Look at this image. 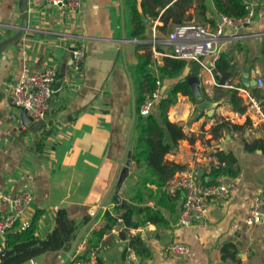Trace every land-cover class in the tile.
<instances>
[{
    "label": "crops",
    "instance_id": "crops-1",
    "mask_svg": "<svg viewBox=\"0 0 264 264\" xmlns=\"http://www.w3.org/2000/svg\"><path fill=\"white\" fill-rule=\"evenodd\" d=\"M245 1L254 8L255 16L240 33L251 35L231 39L232 29L226 30L222 46L224 52L235 57L236 75L223 85L224 89L240 85L246 74L253 82L258 77L264 79V0ZM128 4L129 0H85L83 8L75 11L50 6L44 0H28V29L0 54V193L14 194L23 188L33 192L34 199L18 222L21 228H26L36 211L42 210L36 229V235L41 238H46L56 227L60 208H66L76 220H81L93 208L101 210L118 174L129 135L128 148L134 150L137 135L133 128L129 132L135 108L130 69L138 63L139 43L151 45L152 64L157 69L164 65L166 55L156 57L153 53L151 41L155 34L160 41L158 52H171L173 47L164 40L177 25L194 22L215 26L219 15L214 0H184L186 14L181 24L164 33L158 28L163 25L162 21L143 16L147 19V31L143 38H134ZM22 15L21 0H0V42L17 32ZM81 43L85 45V57L81 64H76L71 48ZM203 60L207 63L209 57ZM25 65L34 69L56 66L58 82L62 84L59 94L53 95L44 120L53 122L54 128L42 154L36 151L32 124L26 127L20 117L16 121L9 117L10 92ZM191 68L192 64L174 78L159 77L161 96L186 77ZM192 75L200 77L202 96L215 103V111L209 116L197 106L194 109L191 98L179 92L178 103L171 106L169 118L175 107L176 114H181L182 108L177 106L185 100L189 106L187 116L173 120L184 125L187 137L179 141L178 148L168 153L166 159L187 167L203 144L212 148L220 146L237 159V175L218 179L229 187L230 199L212 202L207 216L192 227L177 224L178 206L173 215L165 211L171 219L169 226L147 222L123 232L129 238L140 237L149 248L150 256L139 254L141 264H264V225L246 223L255 197L264 191V135L245 138L247 122L241 116L243 113L234 111L228 102L213 99L216 90L222 87L218 71L212 77L200 65L198 73ZM205 78L219 83L213 86L211 94L204 84ZM248 88L253 94L252 89L258 88L262 94L259 98L264 102V86L257 84ZM13 112L20 115L17 109ZM222 119L230 123L234 120L231 124L243 126V131L225 129L220 138H212V127ZM133 163L134 170L124 182L126 198L125 191L137 181L138 171ZM203 171L206 173V169ZM111 202H114L112 194L103 206ZM149 204L154 205V201ZM102 213L89 229L84 227V233H92L105 225ZM129 238L107 232L92 252H98L108 264H125ZM172 243L186 244L190 252L161 255L162 249ZM4 246L5 236L0 235V253ZM82 246L85 253L88 245ZM71 250L49 251L22 264H65Z\"/></svg>",
    "mask_w": 264,
    "mask_h": 264
},
{
    "label": "trees",
    "instance_id": "trees-1",
    "mask_svg": "<svg viewBox=\"0 0 264 264\" xmlns=\"http://www.w3.org/2000/svg\"><path fill=\"white\" fill-rule=\"evenodd\" d=\"M183 1L129 0L128 13L133 24L131 36L134 38L144 37L147 25L143 16L162 21L163 25L158 28L164 33L169 31L172 26L181 24L186 14L185 6L182 5ZM214 2L219 14L237 18L247 13L248 4L245 0H214ZM137 57L138 63L130 70L134 85L136 112L133 129L137 135L133 161L138 173L136 183L125 191V195L131 202L138 204L139 208L116 205L112 211L101 209L97 215L87 214L81 220L71 218L66 208H60L56 214V227L46 238L36 235L37 223L43 215L42 210H37L26 228H21L19 222H16L13 228L5 234V246L0 253L1 264H22L49 251H70L82 228L87 226L89 229L102 212L106 223L102 228L91 233L88 239V249L84 255L95 250L101 244L104 235L117 222L114 212L122 211L124 224L127 228H138L147 222L169 226L171 219L166 216L165 211L173 215L177 212L178 206L181 211L183 194L179 192L170 194L167 192L166 186L175 174L185 167L179 163L168 161L166 155L176 150L179 141L186 138L187 134L182 123L171 121L169 109L177 102L179 92L188 95L194 103H198V99L193 95L187 82V77L197 74L200 65L194 60L166 56L164 65L155 69L152 64L150 44L138 45ZM190 64H192V68L187 76L173 84L169 92L164 91L149 114H142V105L147 96L157 87L159 77L174 78ZM215 68L221 74L219 83L222 87L216 90L213 99L220 103L228 102L234 111L244 113L246 106L237 90L238 86H244L243 83L240 82V85L235 87L223 88V85L236 75L235 57L223 52L216 61ZM252 90L255 95L262 97L258 88ZM53 128V122L32 123V129L36 133L35 145L38 154L43 153L45 141L52 134ZM225 129L243 131V126L231 124L222 119L212 127V138H220ZM203 141L208 143V141ZM216 156L225 165L212 168L209 173H206L208 183H217L222 176L237 175L238 167L235 156L224 150L218 151ZM152 185H155L156 188H152ZM151 200L154 201V205L149 204ZM177 217H179L178 214ZM120 234L123 238H129L125 232ZM129 245L144 257L151 254L144 241L138 236L130 237Z\"/></svg>",
    "mask_w": 264,
    "mask_h": 264
},
{
    "label": "built area",
    "instance_id": "built-area-1",
    "mask_svg": "<svg viewBox=\"0 0 264 264\" xmlns=\"http://www.w3.org/2000/svg\"><path fill=\"white\" fill-rule=\"evenodd\" d=\"M50 6L63 10L80 11L83 8L85 0H44ZM255 16V10L252 6H247V13L242 17H230L222 14V19L216 20L215 26L188 22L177 25L166 37L164 43L173 47V51L166 53L158 52L157 35L155 34L151 43L153 53L166 55L178 59H187L197 61L213 77V68L215 63L224 52L223 39L228 28L232 29L231 39H240L251 34H241L243 27L250 24ZM256 35V34H253ZM75 63L81 64L85 57V45L81 43L73 49ZM209 61L204 62L205 57ZM58 70L54 65H46L40 69H34L30 65H25L22 73L13 85L10 92L11 102L15 105L23 106L27 113L33 118L34 123H41L47 117L51 106V100L56 92L55 85L58 82ZM161 81L157 80V87L147 96L145 103L142 105L141 112L144 115L150 113L161 97ZM204 84L208 92L212 93V88L219 85L215 80L205 78ZM257 84L264 86V79L258 77ZM239 96L242 97L246 106L245 116L247 128L244 133L245 138H257L264 135V102L261 98L254 95L250 88L246 86L237 87ZM241 114V113H240ZM240 116V115H239ZM234 120H231V123ZM222 150L220 146L212 148L203 144L197 149L195 159L187 167L180 170L168 183L166 190L170 194L182 193L183 205L180 211L177 224L185 227H192L203 221L209 213L212 202L226 201L230 199L231 192L227 184L223 181L217 183H208L206 173L212 168L224 166L225 163L220 161L216 156L218 151ZM206 169V173L203 171ZM34 199L33 192L28 188H23L14 194L0 193V235L5 234L13 228L16 222L20 220ZM117 204L111 202L102 206L103 210H113ZM57 209L58 207H54ZM98 210L93 208L89 214L97 215ZM117 222L111 227L113 234L119 235L127 227L124 224L122 211L114 212ZM246 223L249 226L255 224L264 225V191L254 199L251 210L247 216ZM91 233H84L76 245L74 251L70 254L68 262L65 264H108L98 252H91L84 255L85 250L82 245H88V239ZM190 252L188 245L183 243H172L163 248L161 255H185ZM125 264H141L140 255L137 250L128 245L124 254Z\"/></svg>",
    "mask_w": 264,
    "mask_h": 264
},
{
    "label": "water",
    "instance_id": "water-1",
    "mask_svg": "<svg viewBox=\"0 0 264 264\" xmlns=\"http://www.w3.org/2000/svg\"><path fill=\"white\" fill-rule=\"evenodd\" d=\"M27 3H28V0H21V12L23 14L22 15V21H21L20 25L17 27V32L14 35H12V36H10V37H8V38H6L0 42V54L3 52V50L8 45L17 42L24 35L26 30L28 29L29 14L27 11ZM218 18L222 19V15L219 14ZM144 20H145V22H147L146 18H144ZM71 49L73 50V48H71ZM212 71L215 75H217V70L215 68ZM187 82L190 85V88L192 90L193 95L199 99V103L197 104V109L200 112L206 111L209 116H212L214 111H215V103L209 99L203 98L202 91H201L200 77L198 75H190L187 78ZM242 82L244 85H246L248 87H250V86L256 87L257 86V82H253L252 79H250L249 74L243 75ZM61 88H62V84L60 82H57L55 85L56 92L54 94L58 95ZM52 100H54V99L52 98ZM133 106H134V104H133ZM13 109H17L19 111L20 115L15 114L13 112ZM9 110H10L9 111V117H11L12 120L16 121L17 118L20 117L21 123L26 127L29 124L34 123L33 118L27 113V110L23 106L15 105L12 102H10ZM135 116H136V112H135V108H134L133 109V121H132V125H131L130 131H129L130 133L132 132ZM129 142H130V135L128 137V141L126 144V150H125L124 155L122 156V159H121V165L119 167L118 174L114 180V183L111 187L109 194L107 195L106 199L101 204V207L104 205V203L108 199V197L112 194V200L117 205L131 206L132 208H135V209L139 208V205L131 202L128 198L123 196L124 182L128 178L129 173L134 170L133 150L128 148ZM123 164H124V166L122 167ZM99 211H100V209H99ZM85 230H86V228H84L82 230V232L79 235L78 239L76 240L74 246L72 247L71 253L76 248V245L80 241Z\"/></svg>",
    "mask_w": 264,
    "mask_h": 264
},
{
    "label": "bare ground",
    "instance_id": "bare-ground-1",
    "mask_svg": "<svg viewBox=\"0 0 264 264\" xmlns=\"http://www.w3.org/2000/svg\"><path fill=\"white\" fill-rule=\"evenodd\" d=\"M177 107H181L182 108V112L181 114H176V107L172 109V114H171V118L172 119H183L187 116L188 113V104L185 103V100H182L181 102H179Z\"/></svg>",
    "mask_w": 264,
    "mask_h": 264
},
{
    "label": "rangeland",
    "instance_id": "rangeland-1",
    "mask_svg": "<svg viewBox=\"0 0 264 264\" xmlns=\"http://www.w3.org/2000/svg\"><path fill=\"white\" fill-rule=\"evenodd\" d=\"M153 25H154V23H153ZM157 33H158V29H157ZM162 38L165 39L166 37H165V38L162 37ZM139 44L141 45L142 43H139ZM177 103H178V101H177ZM177 103H176V104H177ZM176 104H175V105H176ZM197 104H198V103H194V109L196 108ZM170 108H171V107H170ZM169 111H170V109H169ZM195 114H196V113H195V110H194V115H195ZM169 117H170V115H169ZM170 119H171V118H170ZM172 120H173V119H171V121H172ZM173 121L176 122V120H173Z\"/></svg>",
    "mask_w": 264,
    "mask_h": 264
}]
</instances>
